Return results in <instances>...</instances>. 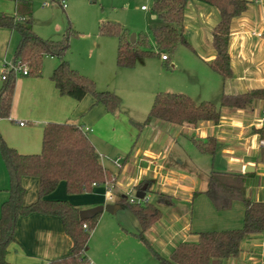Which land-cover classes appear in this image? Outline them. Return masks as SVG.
Wrapping results in <instances>:
<instances>
[{"label":"crops","instance_id":"1","mask_svg":"<svg viewBox=\"0 0 264 264\" xmlns=\"http://www.w3.org/2000/svg\"><path fill=\"white\" fill-rule=\"evenodd\" d=\"M247 1V10L232 22L229 55L233 76L226 81L210 68L217 55L212 30L220 21L219 11L198 0H189L185 11L184 28L189 45L179 46L173 59H140L133 68H119L115 42L102 35L96 36L87 55L66 57L73 69L95 81L99 91H114L122 98L121 108L115 113L96 103L91 94L81 101L62 96L51 80L60 63L56 57L45 56L47 60L40 77H17L10 117L0 120L4 141L22 154H39L48 123L80 125L99 153L104 168L116 176L112 186L118 200L112 205L120 207L114 214L109 213L111 218L104 219L107 226L101 251L87 253L92 264H155L150 263L157 258L153 253L155 248L165 257L155 251L157 254L168 259L178 244L196 242L199 232L238 229L243 225L241 202H234L227 211H217L202 192L212 171L249 174L248 180L259 168H264V100L246 109L223 108L217 125L210 121L197 126L176 125L152 119L140 129L136 123L147 120L152 100L159 92L182 93L196 102L219 105L224 94L240 95L264 88V38L253 35V32H264V0ZM43 6L48 7L49 3L44 2ZM143 7L142 11L147 12L148 8ZM0 12L15 16V2L0 0ZM149 20L152 30L158 25L157 16L152 12ZM19 40L17 32L0 27V58L5 50V56L11 51L15 55ZM209 137L217 141L213 156L201 153L193 144L194 138ZM248 166L254 172L246 173ZM9 185L0 154V214L9 195ZM23 185L24 204L36 202L39 179L25 177ZM139 185L149 187L145 193L149 203L153 198L156 203L160 194L168 196L171 205H160V208L162 212L164 208L172 210L175 216L172 222L162 216L146 231L152 250L135 235L139 223L129 228L114 218L122 209L123 197H139L140 191L136 189ZM247 190L252 197L248 187ZM46 198L66 200L81 210L107 205L105 186L96 187L91 194L68 196L66 184L61 182ZM253 200L261 201L260 197ZM99 226L100 220L90 239L100 233ZM15 238L7 254L8 264H52L69 257L73 245L59 217L40 213L20 218ZM214 264H264V234L248 238L238 258Z\"/></svg>","mask_w":264,"mask_h":264},{"label":"trees","instance_id":"2","mask_svg":"<svg viewBox=\"0 0 264 264\" xmlns=\"http://www.w3.org/2000/svg\"><path fill=\"white\" fill-rule=\"evenodd\" d=\"M16 4V15L0 12V27L14 30L20 36L15 51L13 64L27 67L28 75H42L45 56H53L60 61L54 69L51 80L62 96L81 101L91 94L96 103L103 104L109 113L117 112L122 105V98L114 91H99L96 83L77 70L66 60L70 51L71 37L76 33L72 26L62 40H45L34 31L33 3L30 0H12ZM218 9L220 21L212 30V44L216 51L215 60L210 68L224 81L233 76L229 43L232 22L240 17L248 6L247 0H198ZM189 0H155L152 6L157 16L158 25L152 28V41L147 34L136 35L131 42V32L117 21L101 22L99 34L118 40L117 66L133 68L137 61L147 58H159L174 54L181 45L188 46L185 36V11ZM0 87V120L10 117L17 73L12 68L3 71ZM2 76V78H3ZM264 100V88L240 95H226L219 105L210 102H196L182 93L159 92L154 97L148 118L143 123H136L143 128L152 119L176 125L197 126L200 122L210 121L217 125L221 121L222 109H246L254 102ZM195 147L203 154L214 155L217 150L215 138L193 139ZM0 154L9 175V195L1 206L0 214V264H8L9 247L16 241L15 233L20 218L34 213L59 217L65 233L73 245L69 257L52 264H90L88 258L89 240L96 229L99 217L81 221L80 206L66 200H49L61 182L66 184L69 195L91 194L106 182L114 183L116 176L101 163V157L87 137L82 126L70 123L50 122L44 127L42 150L39 154H22L10 147L0 134ZM249 174L212 171L209 174L205 194L217 211L231 209L234 202L244 206L243 225L238 229L223 231H202L197 233L196 242L178 244L168 259L155 251L154 255L161 264H214L216 261L238 258L242 244L251 236L264 234V202L254 201L247 190ZM39 179V198L36 202L25 205L26 189L23 178ZM143 185L136 189L139 191ZM146 191H149V187ZM121 204H126L139 223L136 237L150 247L145 236L146 231L163 216L160 205H171V199L158 195L157 202L136 205L123 197ZM87 224L88 231L83 226Z\"/></svg>","mask_w":264,"mask_h":264},{"label":"rangeland","instance_id":"3","mask_svg":"<svg viewBox=\"0 0 264 264\" xmlns=\"http://www.w3.org/2000/svg\"><path fill=\"white\" fill-rule=\"evenodd\" d=\"M32 2L34 11V31L39 37L45 40H62L69 25H71L76 32L71 37L70 51L66 55L68 58L71 56L80 58L87 55L88 48L92 45L94 46V41L97 38L96 36L100 35L99 23L101 21H119L131 32V35L136 34L138 36L144 33L150 36L152 41V30L149 28V17L153 12L152 6L154 0H65L66 7L64 8L60 5V0H32ZM44 2H48L49 6L44 7ZM142 6L148 8V11H142ZM110 38V40H113L116 44L115 51L117 53L116 47L118 46V40L114 37ZM5 51L0 58V72L6 68L5 63L9 66L13 64V51H11L12 53L9 54V56H5ZM167 55L173 59L172 54L167 53ZM46 60L47 58H44L43 64ZM21 76L23 75L20 73L17 74V77ZM113 161L115 160L113 159ZM100 187H103V185ZM247 187L253 199L260 197L261 201H264V168H259L257 174L247 180ZM67 195L69 196L68 193ZM112 195L114 200L109 201L107 199V205L117 203V191L114 190ZM151 202L155 203L154 198ZM110 216L111 215H109L108 212L106 213V211L100 215V226L98 228V232L100 233H98L94 239L89 240L88 244L91 249L88 253L92 251H101L100 247L106 235L104 230H106L107 226L104 219L107 218L108 220V218H111ZM163 216L165 218L164 220L170 222H172L175 217L173 211L168 208H164ZM114 218L118 223L122 221L123 224H126L129 228L135 225L138 226L136 217L126 204L122 205L121 211H119ZM144 249L147 253H150V250H148L146 246H144ZM155 251L160 252V254L162 253L161 255L164 256V253L161 252L160 249L155 248ZM152 262L161 264L157 258L151 259L150 263Z\"/></svg>","mask_w":264,"mask_h":264},{"label":"built area","instance_id":"4","mask_svg":"<svg viewBox=\"0 0 264 264\" xmlns=\"http://www.w3.org/2000/svg\"><path fill=\"white\" fill-rule=\"evenodd\" d=\"M60 4L63 6V7H66V2L65 0H60ZM143 9H146L145 7H143ZM253 35L256 36V37H259V38H264V32H253ZM162 60L166 61L167 60V56L166 55H163L162 56ZM6 65V68H12L14 69V71L18 74L20 73L21 75L23 76H27L28 75V69L27 67L23 66V67H18V66H15L14 64H12L11 66H9L7 63H5ZM5 68V69H6ZM3 79H4V76H3ZM21 125H23V123H21ZM113 184V183H112ZM111 183L109 182H106L103 186H105L106 188V192H107V199L109 201L113 200V186H112ZM94 187H97L96 184H94ZM128 199H129V202L132 203V204H136V205H141V204H145V203H148L149 202V199L146 198L145 196L143 198H140V197H136V196H133V195H129L128 196ZM84 230L85 231H88V226L87 224H85L83 226ZM90 264H92L90 262Z\"/></svg>","mask_w":264,"mask_h":264},{"label":"water","instance_id":"5","mask_svg":"<svg viewBox=\"0 0 264 264\" xmlns=\"http://www.w3.org/2000/svg\"><path fill=\"white\" fill-rule=\"evenodd\" d=\"M136 34H132L131 36V42L135 43L136 40ZM254 168L251 166H248L246 168V173H251L254 172ZM147 190V185L143 186V188L140 190L139 192V197L143 198L145 196ZM119 205H100V206H96L90 209H86V210H81L80 211V220L81 221H85V220H90L94 217H96L99 214H102L104 211L110 213V214H114L118 209H119Z\"/></svg>","mask_w":264,"mask_h":264}]
</instances>
